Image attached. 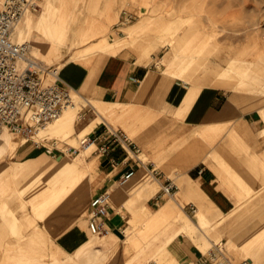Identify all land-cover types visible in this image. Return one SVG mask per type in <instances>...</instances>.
Masks as SVG:
<instances>
[{
    "label": "crops",
    "instance_id": "1",
    "mask_svg": "<svg viewBox=\"0 0 264 264\" xmlns=\"http://www.w3.org/2000/svg\"><path fill=\"white\" fill-rule=\"evenodd\" d=\"M37 1L45 9L39 20L34 16L37 11L30 9L19 23L24 41L29 34L33 42L31 56L56 65L62 79L91 101L95 113L84 120L81 130L100 117L91 133L100 134L107 126L124 130L140 147L144 162H123L127 152L121 145L98 155L96 192L86 216L78 217L72 204L84 187H92V164L87 158L61 160L66 151L57 140L56 160L81 176L67 187L68 196L50 212L47 226L25 206L18 216L24 227L17 232L0 217V264H199L208 250L200 245V234L212 245L223 242L227 264H264V35L253 39L248 49L215 53L216 59L209 61L198 54V35L176 50L168 45L162 53L166 62L158 64L155 60L161 54L151 46L163 39L165 20L138 19L139 8L130 5L137 17L118 26L124 3L141 0ZM131 25L134 31L123 36ZM42 27L47 34L38 29ZM51 28L57 32L49 34ZM15 34L22 39L16 29ZM66 41L83 44L68 46ZM46 145L25 139L20 151L32 162L26 165L28 177L11 178L9 167L0 161V191L25 187L33 169H42L41 160L53 154ZM77 148L70 145L69 151ZM129 164L136 168L135 179L111 198L106 217L113 232L90 243L92 200L111 188ZM143 168L148 170L147 182L141 186L137 174ZM149 171L161 184L159 190ZM168 183L176 186L173 195L163 191ZM132 189L144 197L145 208L157 211L141 210L144 225L130 238L120 205ZM152 213L162 219L160 224L153 223ZM184 214L198 223L200 217L209 218L206 226L211 233L206 226L193 234L184 230ZM159 234L151 246L130 256L132 238L149 241ZM158 248L165 254L160 262L152 259Z\"/></svg>",
    "mask_w": 264,
    "mask_h": 264
},
{
    "label": "rangeland",
    "instance_id": "2",
    "mask_svg": "<svg viewBox=\"0 0 264 264\" xmlns=\"http://www.w3.org/2000/svg\"><path fill=\"white\" fill-rule=\"evenodd\" d=\"M148 1L149 2H146L145 0H141L139 2L126 1L123 8L135 5L140 10V17L138 19L159 22L160 19H163L168 23L163 39L154 42L152 44L153 46H151L155 50V53L158 55L161 54V57H157V60H155L158 64L162 63L161 61L164 63L166 62V60L162 58V53L165 52L168 45L175 49L178 45L189 43L187 39L198 35H201L198 46V54L206 57L207 61H209V59L215 60V53H222L226 55L231 51L232 53H237L241 49H248V46L252 43L253 39L258 37V35L260 37H263L264 35V0ZM46 6L48 5H45V8ZM40 7L41 8L37 11V13H34L35 18L38 20L42 12L45 11L42 6ZM134 27L135 25L127 27V33L123 36L132 33L134 31ZM38 29L47 34V31L43 29V27ZM51 29L52 30L48 32L49 34H52L53 31L57 32L56 28ZM115 36L118 40L119 38L116 33ZM14 37L18 41H24L26 39H19L16 34ZM28 41L32 44V40ZM63 43L68 46L83 44L82 42L75 43L68 41ZM162 45H166L163 50H161ZM68 116L76 117L77 129L81 130L80 126L85 119H80V115L76 109L67 111L61 117L49 123L48 127L57 124L62 118ZM100 120L101 118L98 117L95 123ZM91 131L92 129L80 135L72 133L76 135L75 139L70 133L63 134L60 132L46 131V129L40 131L36 136L37 140L45 139L44 143L49 146L53 145V141L58 140V145L66 151V154L64 155L67 159L73 160V158L79 156L85 159L87 158V160L92 164L90 176V183L92 184V187H84V192L80 194L81 196H79L80 199L76 203L74 202L72 204L73 207L71 210L78 217L86 216L89 201L92 195L96 192L97 177L100 172L101 163L98 158L99 154L94 152V146L88 150L80 149L75 153L69 151V148L70 145L80 148L82 146L83 137L91 133ZM8 134L13 138L14 142H17V146L14 149L10 148L8 150L2 145V148H0V160L3 161L2 164H5L8 167H12L20 162L21 164H31L32 162L26 161L27 158L20 151V148H22V145L25 142V138L20 134L10 131ZM54 154L55 153L46 159H40L43 168L40 170L38 168L33 169V177L31 176L32 178L29 180L30 182L26 184L25 187H20L19 190L9 192H7V190L0 191V217H2L4 223L8 228H10V230H12V232H17L24 227V224H22L18 218L21 214L23 206H25L26 210H31L34 213L35 217L40 220L42 226H47L46 222L50 212L55 208H58L60 204H62L64 197L68 196L67 187L75 179L81 176V172H79V170L65 168L62 163H59L56 160V156ZM147 175L149 178L156 181V187L157 190H159L161 184L155 179L154 175L150 171ZM2 179L3 178L0 177V186ZM84 180L86 182V177ZM128 182L129 181L126 180L124 185ZM1 188H3V186H1ZM154 193H156V191ZM112 197H114V195L110 197V202ZM143 199L144 197H142L139 194V191L135 189L127 192L122 198L120 211L127 217L124 221L126 222L124 228L127 229V232H130V238L136 237V230H139L144 225V220L140 216L141 210H146L147 213L157 211L148 206L145 208L147 203L146 201H143ZM113 201L114 200H112L111 203H113ZM34 204H38V206L33 208ZM200 213L201 212H199V215ZM185 217L188 219L191 218L193 221L197 222L188 214H184V217L182 218L183 221H185ZM198 219V226L194 227L192 230L186 229L191 234L198 233V229L202 226H206L210 221L207 217H200ZM30 225H32L31 222ZM205 229L209 234L211 233L210 226H206ZM105 237H107V235L104 236L90 233V243L102 240ZM159 237L160 234L154 240L152 238L149 241H135V239L132 238L134 243L133 248H129L130 256H134V251L138 252L146 246H151L159 239ZM199 237V243L205 250L212 246V243L207 236L200 234ZM162 256H165V254L163 255L162 250L158 248L157 252L152 255V259H156L160 262L162 261Z\"/></svg>",
    "mask_w": 264,
    "mask_h": 264
},
{
    "label": "built area",
    "instance_id": "3",
    "mask_svg": "<svg viewBox=\"0 0 264 264\" xmlns=\"http://www.w3.org/2000/svg\"><path fill=\"white\" fill-rule=\"evenodd\" d=\"M40 6L37 0H0V138L10 131L37 145L45 140L36 139L39 131L67 111L78 110L80 119H87L91 113H95L91 101L62 79L56 65H47L35 59L30 54L32 44L15 39V29L25 12L30 9L38 11ZM136 17L130 6L125 7L118 26L122 28ZM116 145H121L127 152L123 162L128 163V159L144 162L140 147L128 133L111 126L100 134H87L82 139V146L75 150L94 146V152L105 155ZM46 148L51 153L59 150L56 140ZM152 171L158 172L154 164ZM135 172L136 168L129 164L118 179L126 181ZM175 187L168 183L163 191L173 195ZM109 209L108 189L92 200L89 223L93 234L106 236L113 232L106 222ZM199 264H227L223 242H216L203 252Z\"/></svg>",
    "mask_w": 264,
    "mask_h": 264
},
{
    "label": "bare ground",
    "instance_id": "4",
    "mask_svg": "<svg viewBox=\"0 0 264 264\" xmlns=\"http://www.w3.org/2000/svg\"><path fill=\"white\" fill-rule=\"evenodd\" d=\"M16 30L19 31V34H20V37L23 38V31H22V24H18V26L16 27ZM17 33V32H16ZM30 33V32H29ZM27 39L30 40V36L29 34L27 35ZM32 48L33 47V42H32ZM63 74V72H62ZM96 120H94L91 124H89L88 126H86L85 128H83L82 130H78L77 129V119L75 116H68V117H65V118H62L57 124L53 125V126H46L45 128H43L44 130L46 129V131H54V132H60V133H70L74 139L76 138V135L75 134H72V133H76L77 135H80L86 131H89L90 129H92L94 123H95ZM41 129V131L43 130ZM40 132V131H39ZM2 145L4 146L5 149H10V148H16L17 146V142H14L13 141V138L8 134V132H5L1 138H0V148H2ZM85 149V148H84ZM85 150H88V149H85ZM29 154V153H28ZM22 157V156H21ZM20 157V158H21ZM24 157V156H23ZM23 159V158H22ZM26 159V158H25ZM64 159H67L66 156H62L61 157V160H64ZM74 161L76 162H85L86 159L83 158V157H75L73 158ZM2 161V160H0ZM3 162V161H2ZM18 162V161H17ZM9 163V162H8ZM27 164H20V163H17L15 165H13L12 167H9V170H8V173H9V176L13 179H17L19 178L22 174L24 175V177H28L29 175V171H28V166H26ZM147 169L146 168H143L141 169L139 172H138V176H140V180L142 181L141 183V186H144L145 184V174L147 173ZM135 175L134 174L131 178H129V180L127 181H131L133 179H135ZM155 177V176H154ZM152 181V180H151ZM124 182L126 181H122V180H119L117 179L115 184L109 188V194H110V197L113 196V195H119L121 194L122 192L126 191L127 188H128V185H124ZM147 182V181H146ZM138 187V186H137ZM155 187V186H154ZM158 205V204H157ZM153 215V223L155 225L159 224L160 221L162 220L160 217H157V214L155 213H152ZM189 217V216H188ZM191 219V218H189ZM188 218L185 217V221H183V229L186 230V229H194V227L198 226V223L193 221L192 219L189 220ZM181 221V219H180ZM175 235H173L174 237ZM165 239V238H164ZM171 243V242H170ZM168 245V244H167ZM164 246V245H163ZM157 252V251H156Z\"/></svg>",
    "mask_w": 264,
    "mask_h": 264
},
{
    "label": "water",
    "instance_id": "5",
    "mask_svg": "<svg viewBox=\"0 0 264 264\" xmlns=\"http://www.w3.org/2000/svg\"><path fill=\"white\" fill-rule=\"evenodd\" d=\"M117 232H118V230H117Z\"/></svg>",
    "mask_w": 264,
    "mask_h": 264
}]
</instances>
